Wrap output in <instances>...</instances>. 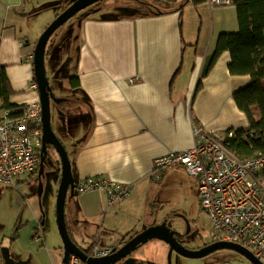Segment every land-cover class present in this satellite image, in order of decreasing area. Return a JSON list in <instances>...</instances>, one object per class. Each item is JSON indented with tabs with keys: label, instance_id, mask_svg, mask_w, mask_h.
Listing matches in <instances>:
<instances>
[{
	"label": "crops",
	"instance_id": "crops-1",
	"mask_svg": "<svg viewBox=\"0 0 264 264\" xmlns=\"http://www.w3.org/2000/svg\"><path fill=\"white\" fill-rule=\"evenodd\" d=\"M176 1L175 8L161 15L149 14L148 9L135 12L138 6H132L130 14L109 15L107 10L127 2L101 3L79 28V55L72 77L79 81L85 102L75 96L60 103L69 102L74 110L85 104L90 118L71 159L76 184L84 178H105L134 187L129 198L114 206H109L104 192L77 194L67 204L71 234L78 244H88L87 252L98 233L109 236L111 244L106 247H120L164 222V212L156 211L154 201L159 185L152 178L154 161L192 148L195 127L219 135L249 127L234 94L248 87L251 77L230 74L231 54L222 53L202 77L220 35L239 32L236 7ZM66 2L0 0V61L13 91L12 106L40 100L33 66L35 45L27 37L26 25L43 14L49 26ZM200 80L202 88L197 90ZM34 176L17 180L15 187L0 186V201L3 192L10 190L19 202L29 204ZM37 220L33 232L24 233V226L16 232L18 243L9 247L13 258L17 264H63V252L46 246L44 239L42 244L43 222ZM1 226L0 220V249L10 232ZM168 254L167 244L153 240L117 264H168ZM175 259L183 264L180 256L174 254ZM0 264H4L1 252Z\"/></svg>",
	"mask_w": 264,
	"mask_h": 264
},
{
	"label": "built area",
	"instance_id": "built-area-1",
	"mask_svg": "<svg viewBox=\"0 0 264 264\" xmlns=\"http://www.w3.org/2000/svg\"><path fill=\"white\" fill-rule=\"evenodd\" d=\"M212 8L233 6V0H207ZM36 89V86H33ZM246 136L254 132L246 129ZM42 109L40 100L12 109L0 104V186H16L19 179L34 175L41 161ZM235 131L207 134L195 127V142L183 153L167 154L154 161L152 178L160 182L172 168L184 170L199 185L202 209L210 219L215 242L238 244L264 264V156L244 158L227 147ZM133 186L105 178H84L76 193L104 192L109 206L123 203ZM90 246V257L112 254L113 247ZM69 264H86L72 255Z\"/></svg>",
	"mask_w": 264,
	"mask_h": 264
},
{
	"label": "rangeland",
	"instance_id": "rangeland-1",
	"mask_svg": "<svg viewBox=\"0 0 264 264\" xmlns=\"http://www.w3.org/2000/svg\"><path fill=\"white\" fill-rule=\"evenodd\" d=\"M113 1L114 0H106L102 5L109 4ZM123 2L127 3H124L122 8L107 10L106 14H130L132 12V6H138V8L134 10L135 12L145 13L147 12L146 3L152 2V0H123ZM176 6L177 3L171 5V8H175ZM171 8L170 6L168 7V5L166 7L162 5L161 11ZM87 12H89V9L80 12L77 16L69 20L55 33L47 46V51L49 53L46 61L47 75L57 98L66 99L74 98L75 96L83 98L81 92L74 87L75 84L71 83L69 79L76 69V47L79 45V21ZM35 21L36 22H31V24L28 23L26 25V28L29 30L27 32V37L34 45L48 28V20L44 18L43 14L37 16ZM75 88L76 90H74ZM68 105L69 102L61 105L52 103V127L72 159L75 148L88 131V127L84 126V123L90 118H87V114L85 113L87 111V106L85 104L79 105V108L78 106L75 107V110L71 109L75 105ZM54 159H56L55 163L58 165L55 170L56 176H52L47 186H43V190L40 194L41 198H39V186L35 179L30 187L29 204L25 203L24 200L19 202L16 197L12 195L14 193L9 192L10 190L3 192L5 196L0 201V220L4 223V226L1 227L6 228L4 230L8 232L10 231L6 234L7 240L3 243V248H9L18 243L16 232L22 226H24V228H22L24 229V233H26V230L29 231L30 229L31 232H33L38 225L37 217H39L40 223L44 221V224L42 223L41 226L40 235V237L42 236V244L45 241L46 246H52V248L59 250L62 254L63 242L56 223V200L62 170L59 157L56 153ZM158 184L154 199L155 203H157L156 211L159 214L164 212L165 220L168 221V225L179 231L183 230L184 233L187 231V225L185 220L181 217H185L189 221L190 229L188 234H185L188 236H185L181 242L186 247L191 243V247H193L201 245L206 241L210 242V219L208 214L201 207L197 180L182 169L172 168L168 175L164 177L162 181L158 182ZM25 186H27V184H25ZM20 190H23V187H21ZM24 194V192H21V195ZM70 231L72 232L73 230L71 229ZM107 237L109 236L107 235ZM107 237L104 236V234L102 235V233L96 234L90 246H92V243L97 239H100L101 243L99 247H106L111 244L110 239ZM24 238L27 239L26 236ZM79 244L82 245L84 249L87 248L88 245L85 242L83 244L82 241ZM182 260H184L183 264H251L243 256L232 251L224 250L213 253L203 260H192L187 258H182ZM172 264H177L176 259L174 261L172 260Z\"/></svg>",
	"mask_w": 264,
	"mask_h": 264
},
{
	"label": "water",
	"instance_id": "water-1",
	"mask_svg": "<svg viewBox=\"0 0 264 264\" xmlns=\"http://www.w3.org/2000/svg\"><path fill=\"white\" fill-rule=\"evenodd\" d=\"M106 0H67L66 8L57 16V18L48 26L35 44L34 49V76L38 85L40 103L42 109V150H41V167L40 175L43 176L46 168L45 159L48 154V147H53L59 157L61 164V180L57 192L56 200V223L59 234L63 242V264H69L70 257L75 255L86 264H117L132 255L144 245L153 240L162 241L169 246L168 264H172L173 255H178L187 259H205L211 254L219 251H232L243 256L251 264H262L251 252L244 249L238 244L228 242H216L209 244L201 249H190L186 247L179 238L183 236L178 230L172 229L165 220L161 224L153 225L134 237L130 238L120 247H114L112 254L104 257H90L86 249H83L73 238L69 225L67 223L66 208L67 204L74 201L76 193V180L73 172V162L63 143L59 140L52 127V103L60 104L66 99L57 98L50 85L47 75L46 54L47 46L55 33L63 27L69 20L77 16L80 12L89 9L79 21V28L82 22L91 14L96 13L99 9H93L96 5ZM41 186H39V198H41ZM187 224L188 234L190 229L189 221L181 217ZM44 224V221H43ZM4 264H17L11 254L10 248L2 247L0 249Z\"/></svg>",
	"mask_w": 264,
	"mask_h": 264
},
{
	"label": "trees",
	"instance_id": "trees-1",
	"mask_svg": "<svg viewBox=\"0 0 264 264\" xmlns=\"http://www.w3.org/2000/svg\"><path fill=\"white\" fill-rule=\"evenodd\" d=\"M206 1L192 0V3L199 5ZM176 3V0H152V2H147L146 6L156 4L171 7ZM233 6L237 10L239 32L220 35L215 52L209 59L202 77L209 74L224 52L231 54V63L229 64L231 75L251 77L250 85L237 91L234 94V99L238 108L246 115L249 121L248 129L254 132V136H246V130H237L234 138L227 141V147L236 155L244 158L264 156V0H233ZM148 10L153 15L163 13L161 9ZM76 49L77 63L79 45ZM48 55L47 51L46 61ZM69 81L75 84L74 87L78 89L79 81L76 77L71 76ZM201 81L197 90L202 88ZM12 95L13 91L7 79L6 70L0 61V104L4 108H14L10 104ZM78 99L85 102L84 97Z\"/></svg>",
	"mask_w": 264,
	"mask_h": 264
},
{
	"label": "flooded vegetation",
	"instance_id": "flooded-vegetation-1",
	"mask_svg": "<svg viewBox=\"0 0 264 264\" xmlns=\"http://www.w3.org/2000/svg\"><path fill=\"white\" fill-rule=\"evenodd\" d=\"M148 6V5H147ZM148 9H150V10H160L161 9V5H154V4H150L149 6H148ZM54 156H55V150L53 149V147H48V154H47V158L45 159V163H46V168H45V172H44V174H43V176H41L40 175V167H41V161H40V164H39V168H38V170H37V172L34 174L35 176V180H36V182H37V184H38V186H40V185H42L41 186V189H40V192H42V190H43V186H47V184H48V181L50 180V179H52V176H56V167L58 166L56 163H55V161H56V159H54ZM38 193H39V190H38ZM73 202V201H72ZM72 202H70V203H72ZM69 204V203H68ZM187 225V224H186ZM172 227V226H171ZM186 228H187V226H186ZM172 229H174V230H176L175 228H173L172 227ZM182 234H183V236L181 237V238H179V239H181V241L185 238V236H188V235H185V233L184 232H182ZM208 241H209V239H208ZM194 243V242H193ZM213 243H216L215 241H213L212 239H210V242H203V244H201V245H198V246H193V247H191L192 246V243L189 245V246H187V247H189L190 249H201V248H204V247H206L207 245H209V244H213ZM219 252H221V251H219ZM217 253V252H216Z\"/></svg>",
	"mask_w": 264,
	"mask_h": 264
}]
</instances>
